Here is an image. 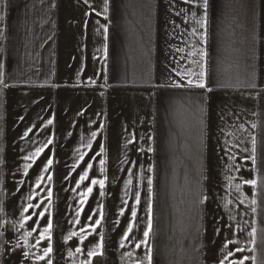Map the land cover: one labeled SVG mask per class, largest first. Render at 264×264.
I'll use <instances>...</instances> for the list:
<instances>
[{
  "label": "crops",
  "instance_id": "1",
  "mask_svg": "<svg viewBox=\"0 0 264 264\" xmlns=\"http://www.w3.org/2000/svg\"><path fill=\"white\" fill-rule=\"evenodd\" d=\"M148 248L264 264V0H0V264Z\"/></svg>",
  "mask_w": 264,
  "mask_h": 264
},
{
  "label": "snow or ice",
  "instance_id": "2",
  "mask_svg": "<svg viewBox=\"0 0 264 264\" xmlns=\"http://www.w3.org/2000/svg\"><path fill=\"white\" fill-rule=\"evenodd\" d=\"M204 6H205V8L207 7V0H204ZM205 22H206V21H205ZM200 75H201V77H203V76H204V73L201 72ZM190 83H191V81H190ZM176 86L179 87L180 85H176ZM195 86L200 87V88H204V87H205V84H204L203 81L201 80V82L197 83ZM48 123L51 124L52 121L49 120ZM25 135H27V133H25ZM92 135H93V137H95L96 134H95V133H92ZM49 143H50V141H49ZM253 144H255V141H253ZM39 151H42V149L39 150ZM39 151L37 152V155H39ZM101 151H103V148H101ZM25 159H28V158L25 157ZM51 163H52V160L49 159V160H48V164L50 165ZM100 163H101V165H103L104 161L101 160ZM253 163H255V158H253ZM88 167L91 168L92 165L89 164ZM101 171H103V169H101ZM49 178H51V177H49ZM87 178H88V173H87V171H85L84 174L80 176V181H78L77 183L79 184L81 181H84V180L87 179ZM104 183H105L104 180H95V179L92 180V184H93V185H95V184H99L100 187H101V189L104 187ZM246 183L255 186L256 181H255V180H248V181H246ZM151 184H152V180H151V178H149V179H148L149 194L151 193ZM92 191H93L92 187H88V188H87V192L84 193V196L86 197V196H87L89 193H91ZM101 195H103V192H101ZM139 199H140V198H139V194H137V196H136L137 203H139ZM125 203H126V202H125ZM253 203H254V201H253ZM147 211H148V223H147V227H146V229H145L144 232H143V237H144V239H143L142 241H140L139 244H137V247H140V244H145V245L147 244V239H148V237H149V235H150V232H151V228H152V218H151L152 205H151V201H150V199H149V203H148V209H147ZM121 214H123V212H121ZM40 215H43V213H41ZM78 215H79V214H78ZM132 216H133V217L136 216V212H135L134 209H133V211H132ZM89 219H92V217H89ZM95 223H96V225H99V224H100V220H96ZM51 226H52V225H51V221H49L48 229H45V231L47 232V231L51 228ZM129 231H131V225H129ZM72 235H75V233H73ZM250 235H252V234L250 233ZM127 236H128V232H125V233H124V237L127 238ZM121 246H122V245H121ZM97 247H101V248H102V247H103L102 243H101V244H98ZM237 250H238V251H242L241 249H237ZM51 251H52V247H51V244H49V247L45 249V255H47V254L50 253ZM77 251H79V249H77ZM151 251H152L151 248H148V251H147V253H146L147 264H152V254H151ZM97 254H98V253H97L95 250L89 252V255H90V256H96ZM40 259H43V257H40ZM246 259H248V258L245 257V258L242 259V260H239V261H233L232 264H244V260H246ZM48 264H52V262L49 260V261H48ZM139 264H144V262H143V261H140ZM220 264H224L223 260L220 262Z\"/></svg>",
  "mask_w": 264,
  "mask_h": 264
}]
</instances>
